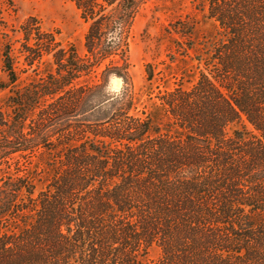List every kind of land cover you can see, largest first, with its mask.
Returning <instances> with one entry per match:
<instances>
[{"label":"trees","instance_id":"obj_1","mask_svg":"<svg viewBox=\"0 0 264 264\" xmlns=\"http://www.w3.org/2000/svg\"><path fill=\"white\" fill-rule=\"evenodd\" d=\"M72 2L84 56L30 25L25 63L49 70L3 54L0 264H264V0H201L195 81L153 89L150 62L139 90L136 0ZM194 26L174 31L182 63Z\"/></svg>","mask_w":264,"mask_h":264},{"label":"rangeland","instance_id":"obj_2","mask_svg":"<svg viewBox=\"0 0 264 264\" xmlns=\"http://www.w3.org/2000/svg\"><path fill=\"white\" fill-rule=\"evenodd\" d=\"M200 1L136 0L135 15L127 35L130 51L129 69L136 90L147 86L144 66L150 62L158 63L156 71H160L166 79L164 84L162 81H155L153 89L156 86L160 89L173 88L179 81L183 86H190L195 81V77L187 78L182 73L185 68L189 70L195 68V62L190 61V58H193L198 51V39L204 35L207 28L199 11ZM183 23L184 25L195 23L191 37L194 52L189 51L185 63L181 62L178 52L182 53L181 47L185 48L187 42L174 33ZM27 25L33 28V34H37V31L38 34H51L56 43H61L66 49L72 46L79 56H84L87 25L80 20L79 12L72 0H0V84L5 83L2 62L4 52L8 51L7 48L17 70H25L27 75L49 70L47 67L49 64L39 65L34 61L30 68L25 63L28 54L26 48H32L33 52L36 44V38L32 36L29 40L25 39ZM169 56H174L173 61ZM41 60L48 62L45 55ZM20 75L21 81L18 85L25 84L27 75L25 73ZM121 87L120 79L110 78L109 91H118ZM9 96L8 89L0 90V110L3 112H8ZM158 257L159 250L153 248L149 253V259L156 261Z\"/></svg>","mask_w":264,"mask_h":264}]
</instances>
